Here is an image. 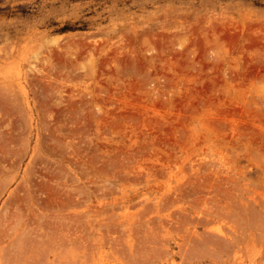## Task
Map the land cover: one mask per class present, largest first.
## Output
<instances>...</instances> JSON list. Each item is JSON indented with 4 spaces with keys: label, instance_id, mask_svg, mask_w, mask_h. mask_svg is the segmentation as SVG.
I'll return each instance as SVG.
<instances>
[{
    "label": "rangeland",
    "instance_id": "1",
    "mask_svg": "<svg viewBox=\"0 0 264 264\" xmlns=\"http://www.w3.org/2000/svg\"><path fill=\"white\" fill-rule=\"evenodd\" d=\"M0 213L1 264H264V0H0Z\"/></svg>",
    "mask_w": 264,
    "mask_h": 264
},
{
    "label": "bare ground",
    "instance_id": "2",
    "mask_svg": "<svg viewBox=\"0 0 264 264\" xmlns=\"http://www.w3.org/2000/svg\"><path fill=\"white\" fill-rule=\"evenodd\" d=\"M4 186L6 187V185L4 184ZM18 186V185H17ZM2 188H4L3 186H2ZM23 188H24V186H23ZM20 189V188H19ZM25 189V188H24ZM23 189V190H24ZM18 189H16L15 190V192L17 191ZM19 191V190H18ZM17 191V192H18ZM15 192L13 193V194H15ZM19 192H21V191H19ZM34 192V191H33ZM20 194V193H19ZM19 194L18 195H16V196H19ZM23 194H24V192H23ZM11 196V195H10ZM26 196V195H25ZM12 197V196H11ZM20 197V196H19ZM26 198V197H25ZM17 199V198H16ZM22 199V198H21ZM26 199H28V198H26ZM31 200V199H30ZM23 201H26L25 199H23ZM9 202V201H8ZM12 202V201H11ZM13 204L15 203V201L14 202H12ZM19 203V202H18ZM17 203V204H18ZM13 206V205H12ZM24 206V205H23ZM26 206V205H25ZM28 206V205H27ZM4 208H5V206H4ZM13 208V207H12ZM16 208V207H15ZM22 208V207H21ZM26 208V207H25ZM14 209V208H13ZM6 211V210H5ZM14 211V210H13ZM17 211H19V210H17ZM26 211V210H25ZM7 212V211H6ZM0 214H2V213H0ZM12 214V213H11ZM9 216H11V215H9ZM18 216V215H17ZM24 216H25V212H24ZM21 217H22V215H21ZM33 219V218H32ZM32 219H31V221H32ZM5 220V219H4ZM3 220V221H4ZM6 221V220H5ZM10 221L12 222V220H7V224L8 223H10ZM31 221H30V224H31ZM3 224V226H4V222H2ZM6 223V222H5ZM15 224V223H14ZM22 224H23V222H22ZM29 224V225H30ZM2 225L0 224V226H1V228H0V230L3 232V230L2 229H4V228H6L7 229V231H5V229H4V233H7V235H5L6 237L8 236V233H9V230L11 229V225L12 224H10V226H9V224H8V227L10 228L9 230H8V227H6V225L4 226V228H2ZM14 227V226H13ZM15 227H16V225H15ZM19 229V228H18ZM14 230V229H13ZM13 233H14V231H12ZM1 233V232H0ZM12 233V234H13ZM26 233V232H25ZM30 233V232H29ZM15 234V233H14ZM25 235H27V234H25ZM4 236V235H3ZM3 236H1V239H0V244H1V242H3L4 240H5V238L3 237ZM10 236V235H9ZM3 238H4V240H3ZM24 238H26V237H24ZM7 239V238H6ZM10 239H12V236L10 237ZM29 239V238H28ZM2 240V241H1ZM13 241V240H12ZM5 242V241H4ZM16 242H18V241H16ZM8 243V242H7ZM24 243H25V241L23 242V247H25L24 246ZM18 244V243H17ZM7 245V244H6ZM13 245H15V244H13ZM13 245H12V247H13ZM25 245H27V243L25 244ZM9 246V245H8ZM27 247H28V245H27ZM2 248V247H1ZM18 248H19V246H18ZM5 249V248H4ZM12 249V248H11ZM10 249V250H11ZM14 249V248H13ZM5 251V250H4ZM14 251H15V249H14ZM20 251H18V253H19ZM7 253V252H6ZM15 253H16V251H15ZM23 253V252H22ZM26 254V253H25ZM8 255V254H7ZM19 255H21V253L19 254ZM4 256H6V255H4ZM4 256H3V258H4ZM10 257H12V254H10L9 255ZM22 256V255H21ZM1 259H2V257H1ZM6 261V260H5ZM5 261L3 262V264H5ZM11 261V260H10ZM1 264V263H0ZM10 264H12V262L10 263Z\"/></svg>",
    "mask_w": 264,
    "mask_h": 264
}]
</instances>
